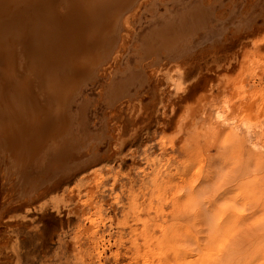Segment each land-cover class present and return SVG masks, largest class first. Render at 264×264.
<instances>
[{
  "label": "rangeland",
  "instance_id": "374dc122",
  "mask_svg": "<svg viewBox=\"0 0 264 264\" xmlns=\"http://www.w3.org/2000/svg\"><path fill=\"white\" fill-rule=\"evenodd\" d=\"M171 1L0 0V264H264V0Z\"/></svg>",
  "mask_w": 264,
  "mask_h": 264
},
{
  "label": "bare ground",
  "instance_id": "6f19581e",
  "mask_svg": "<svg viewBox=\"0 0 264 264\" xmlns=\"http://www.w3.org/2000/svg\"><path fill=\"white\" fill-rule=\"evenodd\" d=\"M103 1H104V0H103ZM128 1H129V0H128ZM130 1H131V0H130ZM172 1H173V0H172ZM172 1H171V2H172ZM182 1H183V0H182ZM101 2H102V1H101ZM179 2H181V0H175V1H174L175 5H178ZM194 2H195V1H194ZM192 3H193V2H192ZM111 5H112V4H111ZM111 5H110V6H111ZM184 5H185V4H184ZM184 5H183V6H184ZM197 5H198L199 7H197ZM126 6H127V5H126ZM183 6H182V7H183ZM209 6H210V5H209V4L206 5L205 2H204L203 4H202V3L200 4V2H199V3L197 2V3H195V5H193L192 7L188 8V9H190V10H189L190 15H192V16L194 17V19H196L198 16H201V17H203V18H204V17L206 18L207 12H208V11L210 12V10H211V6H210V7H209ZM111 7H112V6H111ZM175 7H177V6H175ZM179 7H180V6H179ZM108 8H109V6H108ZM198 8H200V9H198ZM123 10H124V9H123ZM213 10H214V9H213ZM191 11H192V12H191ZM172 13H174V12H172ZM175 13L178 14V13H179V10H177V11L175 10ZM99 14H100V13H99ZM169 14H170V13H169ZM163 15H164V14H163ZM167 16H169V15H167ZM170 16H171V14H170ZM170 16H169V17H170ZM176 16H177V15H176ZM164 19H165V18H164ZM166 19H167V17H166ZM171 19H172V20H171ZM171 19H170V21L168 22V23H169L168 25H170L172 22H174V21H173L174 19L172 18V16H171ZM181 19H182V16H181ZM184 20H185V19H184ZM207 20H208V18H207ZM162 21H163V20H162ZM166 21H167V20H166ZM166 21H165V22H166ZM193 21H194V20H193ZM200 21H201V20H200ZM204 21H205V23H206V20H204ZM204 21H201V23L204 22ZM151 22H152V21H151ZM155 22H157V21H155ZM155 22L153 21V23L155 24V25H154V31H156V29H157L155 26L158 25V24L156 25ZM185 24H186V23H185ZM203 24H204V23H202V25H203ZM166 25H167V24H166ZM168 25H167V26H168ZM173 26H174V25H173ZM173 26H172V27H173ZM186 26H187V25H186ZM162 27H163V26H162ZM195 27H196V25H195ZM155 28H156V29H155ZM165 28H166V26H165ZM169 29H170V27H169ZM171 29H172V32H169L167 35H169V36L172 37V34L176 31V29H173V28H171ZM97 30H98V29H97ZM100 30H101V29L99 28V31H100ZM154 31H153V32H154ZM194 31H195V30H194ZM194 31H193V32H194ZM103 32H104V31H103ZM150 32H151V31H150ZM163 32H166V31H163ZM97 33H99V32H97ZM99 34H100V33H99ZM150 34H151V33H150ZM150 34L147 35V36H150ZM177 34H178V33H177ZM104 35H105V33L103 34V36H104ZM155 35H156V32L154 33L153 36H152V35H151V36L154 37ZM175 35H176V34H175ZM180 35H181V34H180ZM180 35H178V36H180ZM147 36H146V37H147ZM151 36H150V37H151ZM164 36H165V35H164ZM176 36H177V35H176ZM178 36H177V37H178ZM100 37H101V39H102V36H99V38H100ZM150 37H147V38H149V40H151ZM167 37H168V36H167ZM174 37H175V36H174ZM99 38H97V40H98ZM147 38L144 37V40H146ZM168 38H169V37H168ZM168 38H167L166 40H168ZM169 39H170V42H171V44H172V42H173L174 40H176V37H175V39H173V38H169ZM141 40H142V39H141ZM144 40H143V41H144ZM154 40H155V39H154ZM156 40H157V39H156ZM166 40H164V42H165ZM186 40H187V39H186ZM98 41H99V40H98ZM98 41H96V43H97ZM143 41H142V42H143ZM146 41H147V40H146ZM146 41H145V42H146ZM151 42H152V43H155V42H156V44H158L157 41H154V42H153V40H152ZM151 42H149V43H151ZM186 42H187V41H186ZM167 43H168V41H167ZM165 44H166V43H165ZM165 44L163 43V46H165ZM149 45H150V44H149ZM149 45H148V46H149ZM151 45H152V44H151ZM90 46H91V45H90ZM96 46H97V44L95 45V47H96ZM142 46H143V45H142ZM144 46H145V44H144ZM148 46H147V47H148ZM154 46H155V45H154ZM161 46H162V45H161ZM161 46H160V48H161ZM163 46H162V47H163ZM168 46H169V45H168ZM170 46H171V45H170ZM151 47H152V46H151ZM172 47H173V45H172ZM176 47H177V46H176ZM142 48H144V47H142ZM163 48H165V47H163ZM148 49H151V48L148 47ZM161 49H162V48H161ZM154 50H155V49H154ZM178 50H179V48H178ZM142 51H145V50L142 49ZM151 51L153 52V49H151ZM145 52L148 53L149 51L147 50V51H145ZM154 52H155V51H154ZM157 52H158V51L156 50V53H157ZM160 52H162V51H160ZM160 52H159V54H160ZM168 52H169V53L172 52V50L169 51V47H168ZM150 53H151V52H150ZM145 54H146V53H145ZM162 54H163V52H162ZM179 54H180V52H179ZM179 54H178V55H179ZM155 55H156V54H155ZM155 55H154V56H155ZM160 55H161V54H160ZM163 55H164V54H163ZM163 55H162V56H163ZM166 55H167V54H165V56H166ZM138 56H139V55H138ZM140 56H141V55H140ZM140 56H139V58H140ZM147 56H148V55H147ZM157 56H159V55H157ZM145 57H146V56H145ZM148 57H149V56H148ZM150 57H152V55H151ZM155 57H156V56H155ZM160 57H161V56H160ZM139 58H137L136 60H139V61H140ZM141 58H142V57H141ZM142 59H144V58H142ZM158 59H159V57H158ZM158 59H157V60H158ZM166 59H167V58H166ZM126 60H127V59H126ZM126 60H125V61H126ZM133 60H134V59H133ZM136 60H135V61H136ZM152 60H153V59H152ZM159 61H160V60H158L157 62H159ZM137 62H138V61H137ZM140 63H141V62H140ZM149 63H150V62H149ZM151 63H152V62H151ZM160 63H161V62H160ZM138 64H139V63H137V65H138ZM139 65H140V64H139ZM150 65H151V64H150ZM158 65H159V64H158ZM163 65H164V64H163ZM163 65H162V66H163ZM126 66H127V65H126ZM134 66H135V65H134ZM142 68H143V67H142ZM126 69H127V68H126ZM126 69H124V70H126ZM124 70H123V71H124ZM134 70H135V69H134ZM127 71H129V69H128ZM141 71H142V70H141ZM152 71H153V70H152ZM143 72H144V71H143ZM143 72H142V73H143ZM127 73H129V75H131L130 72H127ZM134 75H135V74H134ZM143 75H144V74H143ZM123 76H124V75H123ZM144 76H145V75H144ZM144 78H145V77H144ZM144 78H143V79H144ZM112 79H113V78H112ZM128 79H129V78L126 77V80H127V81H128ZM143 79H142L141 84L144 83ZM177 80H178L177 78H176L175 80L172 79V81L175 82V85H177L176 83H178ZM110 83H111V82H110ZM121 83L123 84V81H122ZM125 84H126V83H125ZM175 85H174V86H175ZM174 88H175V87H174ZM126 89H127V88H126ZM120 95H121V94H120ZM121 96H122V95H121Z\"/></svg>",
  "mask_w": 264,
  "mask_h": 264
}]
</instances>
